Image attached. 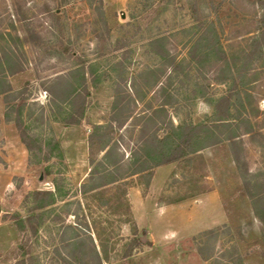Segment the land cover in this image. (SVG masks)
Instances as JSON below:
<instances>
[{"label":"rangeland","instance_id":"374dc122","mask_svg":"<svg viewBox=\"0 0 264 264\" xmlns=\"http://www.w3.org/2000/svg\"><path fill=\"white\" fill-rule=\"evenodd\" d=\"M142 1L147 0H102V18L89 5L90 0H0V94L10 88L6 93L9 97L15 98L21 91L25 97L6 102L5 110L14 107L8 112L14 117L15 107L23 105V126L41 143L42 153H49L48 161L43 162L41 155L29 154L17 140L24 158L13 141L5 145L0 135V264L14 263L24 241L31 245L39 264L59 263L56 248L69 256L71 263L83 254L90 259L93 252L91 256L90 251L82 254L61 247L59 240L66 225L88 243L91 238L101 264L229 263L234 249L241 264H264L262 224L242 188L227 141L166 164L161 170L156 166L148 179L146 174L134 175L124 183L79 191L91 168L87 144L91 126L106 123L110 115L114 92L103 71L114 59L126 51L129 69L160 66L161 59L149 53L148 45L150 36L158 32L168 36L170 53L183 57L188 47L183 30L195 23L190 5H196L198 17L216 18L213 7L221 13L222 25L217 24V32L228 51V66L204 62L202 75L193 71L189 84L181 76L183 82L174 86H179L180 103L177 108L165 106V115L160 109L164 97L157 92L164 77L154 87H149V78L146 86L141 84L145 97L130 104L132 116L113 134L119 153L127 161L122 165L126 169L133 161L130 154L141 135L140 126H146L145 134L152 126L160 128L162 134L168 118L176 124L180 120L202 121L212 114L214 99L234 85L213 84V77L235 69L237 63L234 66L231 57L246 46L264 11V0H155L147 10ZM118 39L127 46L115 49ZM78 66L84 67L87 107L79 124L65 126L53 114L48 88L55 75ZM196 74L205 88L204 98L194 93ZM235 81L241 104L234 98L236 106L231 113L248 122L236 130L240 134L238 154L245 177L255 186L251 192L264 193V58L249 67L242 81ZM129 83L127 79L120 86L124 89L123 84ZM208 83L211 86H206ZM148 118L155 124L145 123ZM50 164L53 174L49 175L45 167ZM155 172L156 180L151 184ZM54 178L60 184L58 199L39 211L42 215L32 235L25 222L24 196L37 189L54 190ZM216 227L220 230L215 239L198 236ZM70 234V230L65 231V235ZM199 246L213 256L204 260Z\"/></svg>","mask_w":264,"mask_h":264},{"label":"trees","instance_id":"16d2710c","mask_svg":"<svg viewBox=\"0 0 264 264\" xmlns=\"http://www.w3.org/2000/svg\"><path fill=\"white\" fill-rule=\"evenodd\" d=\"M155 0L142 1L143 9L153 7ZM89 5L97 11L100 17L102 13V0H90ZM192 8L193 20L195 23L187 26L185 31L187 32V50L183 57L177 58L176 55L171 54L166 48V42L168 36L162 33H154L148 40L150 47L149 53L156 59H161L160 66L155 67L145 66L139 69H129V54L127 52L122 53V57L114 59L109 68L103 71L105 79L111 81L113 86V99L110 109V115L108 121L103 124H92L91 130L87 137L88 144V160L91 166L87 180L80 184V193H86L89 191L97 190L116 184L118 182L124 183L131 176H139L142 174L147 175V179L151 175V171L156 166L166 165L177 162L183 158H189L190 156L197 154L200 150L211 146H216L224 141L229 143L231 147V155L239 170L242 188L247 192L251 204L254 210L255 216L262 224V234L264 237V193L251 192L254 189V184L250 182V179L245 177V171L241 165V159L239 157V148L236 146L237 137L240 134L236 132L239 126L246 125V122L241 115H234L231 113L236 105L235 100L241 104L240 92L236 89L235 78L242 81L247 73L249 67L254 63L264 58V11L256 21V28L253 34H250L246 39V46L241 47L237 56H230L234 66L237 63L235 69H228L227 72L221 74L222 76L213 77V84H222L225 82H231L234 84L232 89H227L223 94L214 99L212 114L202 121L194 122L192 120H180L176 124L173 123L171 118H168L165 123V132L159 133L160 128L150 127V131L147 132L146 126H140L139 135L136 138L135 149L131 152L130 158L133 157V161L126 169L123 168L126 160H123V155L119 153L120 148L113 137V134L117 129L123 127L127 120L132 116L130 113V104L135 103L137 100H142L145 97V93L141 84L147 85L150 79L149 87L161 83V79L164 77V81L157 87V92L163 95L164 101L160 105V109L166 114L165 106L173 107L177 106L180 93L178 87H174L176 83L183 82V79H179L181 76L187 80L189 84L191 82L193 71H197L202 75L201 69H203V63L207 61H215L216 63L226 64L228 66L229 56L225 45L221 41V38L217 32V24L221 26L220 14L218 8L213 7V12L216 18L210 16H196V5H190ZM264 10V6H262ZM212 12V11H211ZM211 14V13H209ZM198 15V14H197ZM103 25L106 27V22L103 19ZM127 46L121 40H117L115 43V49L123 48ZM10 67V66H9ZM94 69L91 68L92 74ZM12 73L16 72L10 71ZM75 74V75H74ZM130 74V78H128ZM75 76V80L72 81V76ZM93 75V74H92ZM200 75V76H201ZM198 74L192 81V87L194 93L199 92L198 96L204 98V86L197 79ZM130 80L128 86L123 84L124 89L120 84ZM200 79V78H199ZM95 80L94 78L92 79ZM206 86H211L210 83ZM205 89V88H204ZM236 89V91H235ZM10 88L4 89L1 93L4 95V101L9 102L18 98L24 99L22 91L19 95L9 97L6 93ZM203 90V91H202ZM50 94L49 104L51 108H55L53 114L57 116V121L65 126L77 125L83 119L86 107L88 89L86 86V79L84 76V67L78 66L71 68L68 71L55 75L51 80V84L48 88ZM147 92V91H146ZM13 98V99H12ZM208 100V99H207ZM14 107L8 106L5 110L4 118L7 121H12L14 127L18 133L21 143L25 146L29 154L41 155L43 162H47L49 159V153L43 152L42 145L27 131L23 126L22 110L23 105L15 107V116L10 117L8 112ZM177 108V107H176ZM55 112V113H54ZM156 112V111H154ZM154 125L155 122L152 118H148L145 123ZM146 125V124H145ZM146 130H145V129ZM55 144V143H54ZM35 152V154H34ZM33 153V154H32ZM98 157V154H100ZM52 164L46 165V173L53 174ZM54 190H33L24 196L23 204L27 207L28 214L25 217L28 230L32 235L36 233V220L43 210L47 206L54 204L58 199L56 192L60 190L59 180L54 178L52 180ZM59 197H61L59 195ZM68 231H71L70 235L60 237V245L63 249L73 248L74 251L80 253L93 252V256L90 259L84 258V255H80L78 258H72L73 263L69 256H63L60 252L57 254L60 256L59 263L57 264H101L100 257L98 256L95 245L90 237L88 243L78 232L72 229L71 225L65 227ZM219 227L208 229L201 232L198 236L216 238ZM196 239V238H195ZM29 241L28 239H26ZM197 241V239H196ZM200 243L202 241H199ZM264 243V240H263ZM89 246V248H88ZM133 245H131L132 247ZM31 245H27L24 241L19 247L18 254L14 263L12 264H37V256L31 251ZM210 249L213 247L208 246ZM88 250V251H87ZM199 254L204 260H207L213 253H203L201 247H198ZM232 262V263H231ZM39 264V263H38ZM215 264H241V256L234 249V258L231 261L221 262L215 261Z\"/></svg>","mask_w":264,"mask_h":264},{"label":"crops","instance_id":"0c3cea01","mask_svg":"<svg viewBox=\"0 0 264 264\" xmlns=\"http://www.w3.org/2000/svg\"><path fill=\"white\" fill-rule=\"evenodd\" d=\"M4 114H5V101H4L3 95L0 94V135L3 137V141L5 145L9 143L10 141H13L14 144H16L18 148L23 151L22 149L23 147H20L21 146L20 144L22 143L14 127V124L12 123V121L5 120ZM17 140H19L20 144L17 142ZM22 154H23V157L25 158L24 151ZM163 167H165V165L159 166V169H157V171L161 170V168ZM156 172L151 178V184H153L156 180Z\"/></svg>","mask_w":264,"mask_h":264}]
</instances>
